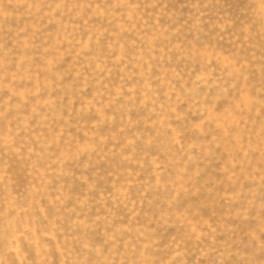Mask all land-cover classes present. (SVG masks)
Wrapping results in <instances>:
<instances>
[{
	"label": "rangeland",
	"instance_id": "374dc122",
	"mask_svg": "<svg viewBox=\"0 0 264 264\" xmlns=\"http://www.w3.org/2000/svg\"><path fill=\"white\" fill-rule=\"evenodd\" d=\"M0 264H264V0H0Z\"/></svg>",
	"mask_w": 264,
	"mask_h": 264
}]
</instances>
